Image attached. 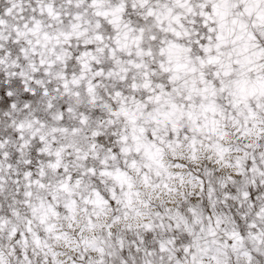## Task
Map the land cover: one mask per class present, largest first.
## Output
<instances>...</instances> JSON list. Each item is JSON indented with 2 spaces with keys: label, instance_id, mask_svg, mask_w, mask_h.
I'll use <instances>...</instances> for the list:
<instances>
[{
  "label": "snow or ice",
  "instance_id": "6c2138e0",
  "mask_svg": "<svg viewBox=\"0 0 264 264\" xmlns=\"http://www.w3.org/2000/svg\"><path fill=\"white\" fill-rule=\"evenodd\" d=\"M0 264H264V0H0Z\"/></svg>",
  "mask_w": 264,
  "mask_h": 264
}]
</instances>
